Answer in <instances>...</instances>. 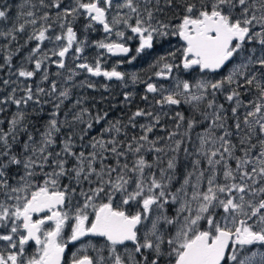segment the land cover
<instances>
[{"label":"snow or ice","instance_id":"1","mask_svg":"<svg viewBox=\"0 0 264 264\" xmlns=\"http://www.w3.org/2000/svg\"><path fill=\"white\" fill-rule=\"evenodd\" d=\"M173 39L149 107L71 102ZM0 72V264H264V0L3 5Z\"/></svg>","mask_w":264,"mask_h":264},{"label":"flooded vegetation","instance_id":"2","mask_svg":"<svg viewBox=\"0 0 264 264\" xmlns=\"http://www.w3.org/2000/svg\"><path fill=\"white\" fill-rule=\"evenodd\" d=\"M91 34H95L96 38H101L99 33H91ZM176 44H177V41L175 39L171 41V44H168V43H164L163 45L158 44L156 51H149V52H146L140 55L135 61L131 63L132 66L131 64H129V67L127 65L126 58H123L125 59L126 63L124 62L120 64L118 66V70L127 74L128 78L125 82L127 86L126 87L124 86L125 88L122 87V84L124 85V83L122 82L106 81L102 77H91L92 79L99 81V84L101 85L100 87H102L101 90H103L104 88L103 85L105 84H107L109 87L107 90L103 91L104 94L102 96L97 97V101L95 105L98 106V108H102L103 110L109 109L110 110L109 115H114L117 117H121V115H124V114L130 115V113L135 111L137 107H140V108L149 107L152 104V101H150L152 94H148L149 101L146 102L142 100L141 97L145 95L146 85L140 82L133 84L131 81V74L136 73L141 77V80H144L147 75V71L150 69L148 64L150 65L155 59L153 57H150L149 55L154 54L156 52L159 53V54L157 53V56L162 55L166 51H168L169 48L175 47ZM130 46L133 49L131 55H136L135 53L136 42L135 41L130 42ZM95 51L96 50L94 48H88L85 50V55L89 57V59H92L94 58L96 54ZM118 59H122V58L108 56L107 62L104 64V67L111 68ZM51 70L53 73L56 71L54 66L52 67ZM83 74L84 73H81L76 79L80 80ZM125 92L132 94L131 101L122 103V101L124 100Z\"/></svg>","mask_w":264,"mask_h":264},{"label":"rangeland","instance_id":"3","mask_svg":"<svg viewBox=\"0 0 264 264\" xmlns=\"http://www.w3.org/2000/svg\"><path fill=\"white\" fill-rule=\"evenodd\" d=\"M91 39H97L96 36H95V34H91ZM95 52H96V51H95ZM157 53H158V52H156V53H154V54H150L149 56H150V57H153V58H156V57H157ZM158 54H159V53H158ZM155 56H156V57H155ZM17 59H19V57H17ZM125 63H126V62H125ZM127 65H128V67H129V63H127ZM131 66H132V64H131ZM148 66H149V64H148ZM148 72H150L149 75H148ZM54 73H55V72H54ZM5 76H6V75H5ZM149 76L152 77V82H158V81L156 80V78L154 77V75H153V70H151V71H147V75H146V77H145L144 80L146 81V80L148 79ZM53 78H55V77H53ZM85 79H90L91 81L95 82V83H96V88H95V89H97V88H99V87L101 86V85L99 84V81H98V80H95V79H92L91 77H88V75H87L86 73L83 74V76H82V78H80V80H77V79H76V83H77V85L79 84L80 81L85 80ZM100 88H102V87H100ZM95 89H90V88H87V87H83V88H81V87H76V88L73 89V94H72V96L70 97V100H71L72 103H74L75 100L84 97L85 94H89L91 91H93V90H95ZM150 101H152V100L150 99ZM65 103H66V104H69V101H65ZM84 103H85V102H84ZM69 106H71V105L69 104ZM83 106L86 107L85 105H83ZM12 110H14V109H12ZM50 110H51V106H50V105H45V111L43 112L42 121H43L44 119L47 118L48 111H50ZM10 111H11V110H10ZM127 116H128V115L124 114V115H121V118H123V119L126 120V119H127ZM8 118H10V112H9V113H5V114H0V120H5V119H8ZM112 119H115V118H112ZM141 122H143V121H141ZM163 122L167 123V118H164V119H163ZM4 126L6 127V125H4ZM169 127H171L170 124H169ZM137 131H138V128H137ZM157 133H158V134H162V133H159V130H157ZM75 250H76L75 248L72 249V251H75Z\"/></svg>","mask_w":264,"mask_h":264},{"label":"trees","instance_id":"4","mask_svg":"<svg viewBox=\"0 0 264 264\" xmlns=\"http://www.w3.org/2000/svg\"><path fill=\"white\" fill-rule=\"evenodd\" d=\"M21 2H22V0H0V6L7 5L9 7L12 15L15 16V13H16V11L18 9V6H19V4ZM77 27L79 29L80 25L78 24ZM99 34H100V36L102 35L101 33H99ZM97 39H99V38H97ZM20 43H23V40H20ZM16 59H17V57H16ZM151 70L152 69H149L148 71H151ZM149 73L150 72H148V75H149ZM5 75H7L6 72H0V77H4ZM122 87H124L123 84H122ZM104 90H105V88H103V90H101V88L99 87V88L91 91L89 94H85V96L83 97L84 98V102H85L84 105L91 110L93 115H95L98 110H100L101 112H103L105 110L110 111L109 109L103 110L102 108H98V106L95 105L96 101H97V97L102 96L104 94L103 93ZM100 104H102V103H100ZM33 115L34 116H40L41 119L43 117V113L42 114H33ZM109 118L110 119L117 118V116L109 115ZM33 122H35V120H33Z\"/></svg>","mask_w":264,"mask_h":264},{"label":"water","instance_id":"5","mask_svg":"<svg viewBox=\"0 0 264 264\" xmlns=\"http://www.w3.org/2000/svg\"><path fill=\"white\" fill-rule=\"evenodd\" d=\"M112 57V56H111Z\"/></svg>","mask_w":264,"mask_h":264}]
</instances>
